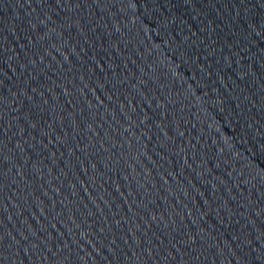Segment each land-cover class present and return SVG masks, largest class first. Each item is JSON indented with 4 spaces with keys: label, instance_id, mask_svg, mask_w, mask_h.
<instances>
[{
    "label": "water",
    "instance_id": "water-1",
    "mask_svg": "<svg viewBox=\"0 0 264 264\" xmlns=\"http://www.w3.org/2000/svg\"><path fill=\"white\" fill-rule=\"evenodd\" d=\"M0 106L264 239V0H0Z\"/></svg>",
    "mask_w": 264,
    "mask_h": 264
}]
</instances>
